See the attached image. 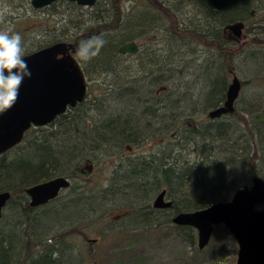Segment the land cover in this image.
<instances>
[{"label":"trees","instance_id":"trees-1","mask_svg":"<svg viewBox=\"0 0 264 264\" xmlns=\"http://www.w3.org/2000/svg\"><path fill=\"white\" fill-rule=\"evenodd\" d=\"M112 5L110 0L104 1L101 9L89 20L69 19L70 28L75 32L67 26L70 35L68 40H75L80 46L76 61L80 64L86 81L99 84L98 86L102 89L101 95H91L87 91L86 99L76 108L58 116L48 127L29 130L22 140V145H16L0 155V160H2L9 153L16 152L13 158L0 163V192L10 193V199L7 201L0 222V264H74L67 259H61L60 247L66 243L63 238L64 233L49 240L36 239L30 226L36 220L34 216L41 210H43L41 214L49 213L47 206L53 202H58L62 208H67L68 203L82 204L84 202L82 197L76 195L79 187L72 186L68 190L72 191L77 199L70 201L71 198H69L67 202H61L59 201L61 196H59L40 211L28 207L23 191L28 186L55 177H63L69 181L80 179L85 173L81 168L84 161H94V158L104 155L109 158L116 156L119 159L122 151L129 149L128 152H130L132 151L131 145H138L136 142L143 138L144 130L154 129V133H157L156 125L152 124L153 121H156L158 125L166 123L165 134L171 135V140L165 145H163V138L159 137L160 143L157 147H161L160 150L163 151L159 150L158 153L147 158H137L131 161L129 159L118 160L112 171L130 170L133 175L129 174V171L126 172L129 177L124 178L126 181L123 187L117 184L113 189L107 185L104 191H97L90 197L89 200L92 202L90 205H95V195L98 199L117 190L125 196L126 188L138 189L142 184H145V187L152 185L150 189L154 193L163 189L169 201L172 202V207L169 211H165V214H161L159 219L155 218V221H148L140 227L150 230L151 227L171 225L170 219L175 214L194 212V210L205 209L216 202H226L237 189L247 185L252 178L260 177L264 180L258 165V162L264 163V142L261 140L264 137V111L254 116L252 123L243 118L238 119L242 121L244 128L252 127L251 136L255 137V142H251L252 138H250L245 146L238 143V140L244 137L243 134L234 138L233 133L230 132L232 126L220 122L223 117L228 116L212 121L206 117L209 111L224 101L227 90L225 77L227 73L233 74L231 66L234 56L227 50L234 47L230 46L231 44H236L227 43L219 35L220 24L224 19L219 17V14L210 11L213 38L208 41L203 40L196 43L178 41L162 44L161 47H168L169 53L163 57L162 65L152 60L148 64L150 70L138 79L127 76L131 71L128 67H123V63L128 62L125 60L127 55H120L118 49L129 40L127 39L129 36L120 38L110 27L118 26L123 22L122 12L118 15L121 11L120 7L118 6L119 9H117ZM67 7L74 10L71 6L67 5ZM69 15L71 14L68 13L66 19ZM79 28L84 29V35H80ZM259 31L264 33V27L261 26L255 32ZM97 36L103 38V47L90 59L83 58L80 51L81 46ZM140 36H142L141 33L134 38L139 39ZM257 38H252V42L256 41L257 45L264 43ZM57 42L58 40L51 39L44 41L43 45L47 47ZM172 46L176 49L177 46L182 49L206 46L209 47L207 52L216 51L215 55L220 60V64L213 67L212 73L202 76V79L209 82L210 86L206 89L200 106L191 101V93L187 96L182 95L181 92L168 87V83L172 86L177 81L179 82L180 72H184L182 75L188 74L190 63L198 60L194 55L190 60L171 54L174 51ZM143 53L144 49L138 53V56L143 55L144 57ZM138 56H135L136 59ZM211 81L219 82L220 85L216 90ZM138 82L142 84L136 87ZM134 96H139L137 104H142L140 111L135 114L139 115L142 121H133L135 127L131 126V123L128 125L133 116L122 114V117L112 114L114 103L118 104L122 101L121 104L124 103V107H127L125 103ZM131 104H134L136 109L135 102ZM235 113L234 109V113L229 116L232 117ZM203 115L206 118L204 125L193 124L194 119L201 118ZM86 119L88 125L83 122ZM141 126L144 127L143 131L140 129ZM161 133L162 131H159L160 136H162ZM59 135L60 139H57ZM188 149H191L196 157L192 163L185 158H179V153ZM63 164L67 166L62 168ZM150 180L153 182L149 183ZM8 210L10 211L9 216H4ZM5 217L11 220L8 230H5L3 226L4 222L7 223ZM176 228L183 235L185 243L194 247L196 233L188 227ZM71 232L74 230H71L69 235Z\"/></svg>","mask_w":264,"mask_h":264},{"label":"rangeland","instance_id":"rangeland-1","mask_svg":"<svg viewBox=\"0 0 264 264\" xmlns=\"http://www.w3.org/2000/svg\"><path fill=\"white\" fill-rule=\"evenodd\" d=\"M29 3L30 0H17L13 3L17 6V8L15 7L16 10L8 12L6 11L9 6L8 2L0 1V30L2 32L11 30L12 33H19L23 37L25 54L33 53L39 47L44 46V41L49 39L45 35L39 37V33L42 32L43 27L52 26L49 18H44L42 12H34L30 8ZM66 8L67 12L70 13L71 9ZM79 15V13L76 17L74 13L69 15L68 20H66L68 28H70L69 19L73 21L81 20ZM259 16L261 19L264 17V10L260 12ZM138 23L140 22H134L133 25ZM262 27H264L263 24ZM128 28L131 27L127 26L124 28L122 25L115 34L120 38H124L127 35L126 30ZM70 29L75 32L72 28ZM138 33H134V36L136 37ZM243 35L239 43L236 45L231 44L230 46L234 47H231V50L228 49L229 53L234 56L231 66L233 69L232 76H235L240 84V93L234 104L236 113L232 117L229 116L232 114L224 115L228 117H223L220 122L232 126L230 132L233 133L234 138L243 134L244 137L238 140V143L245 146L246 141L250 138H252L251 142H255V137L251 136L252 127L244 128L242 121L238 119L243 118V120L252 123L253 117L260 115L264 111V43L257 45L256 41L252 42V38L255 39V37L264 41V33L259 31L249 35V33L244 32ZM172 48L174 51L171 54L190 60L194 55L198 60L190 63L188 74L182 75L184 73L182 70L183 73L180 72L178 74V77L180 76L179 82L177 81L172 86L168 83V87L170 86L172 90L181 92L182 95L185 94L187 96L191 93V101L200 106L203 102V95L210 86V83L205 82L202 76L206 73H212L214 71L213 67L220 64V60L215 55L216 51L209 50L207 52L209 47L207 48L206 46L196 47V53L191 52V47L182 49L177 46L178 50L173 46ZM147 49L148 54H145L144 57H142L143 55H137V59L135 56L127 55L125 57L128 62L123 63V67H128L131 71L127 76L139 79L147 70H150V65L148 64L152 60L162 65V62H164L163 57L169 54L167 51L168 47L163 48L161 45L154 44V46H148ZM232 76L228 73L226 74V87L230 85ZM211 83L214 90L220 85L218 81H211ZM87 84V91L91 95H101L102 89L98 86L99 84L91 81L87 82ZM140 84L142 83L138 82L136 87ZM138 98L140 97L134 96L133 99H128L125 103L128 105L127 107H124V103L121 104L122 101L118 104L114 103L112 114L122 117L124 114L133 116L128 125L131 123V126L135 127L136 125L134 126L133 121L141 120L139 115H135L142 108V104H137L139 102ZM131 101L135 102L136 109L133 106L134 104H131ZM194 121L193 124L199 123L201 126L206 123V118L203 115L201 118L194 119ZM83 122L88 125L87 119L86 121L83 120ZM152 124L156 125L157 133H154V129L144 130L143 138L136 142L138 145H131L132 151L130 152H128L129 149L122 151V156L119 159L116 156L115 158H109V156L104 155L100 156V158H94V161H84L81 164V168L85 172L84 175L80 179L76 178L75 180L67 181L69 186L79 187L76 190V195L82 197L84 202L82 204H77L76 202L75 204L68 203L66 204L67 208H62L58 202H53L47 206L49 207V210H47L49 213L45 215L41 214L43 210L40 209V213L34 216L36 218L35 222L32 221L33 224L31 223L30 226V229L34 232H32L33 236L35 235L36 239L49 240L64 233L63 238L66 243L60 247L61 259H67L74 264H235L237 245L234 243L230 233L226 232L221 226H217L212 231L207 247L203 250H198L196 238L194 247H190L185 243L183 235L178 232L174 225H163L162 227H151L150 230H144L140 228L144 226L142 225L143 221L138 220V218L130 221V216H127L130 211L128 207L135 209V206L141 204L139 201L142 191L139 188H126L125 196L117 192V190L110 195H105V197L107 196L106 198L102 196V198L97 199L98 196L95 195V205H90L92 203L89 200L90 197L96 194L97 191H104L105 187L110 185L107 179L118 160L129 159L131 161L155 155L161 149V147H157L158 143H160L159 137L163 138V145L171 140V135L165 134L166 123L158 125L156 121H153ZM143 128L142 126L140 127L142 131ZM159 131H162V136L159 135ZM57 139H60V135ZM261 140L264 142V137ZM141 141L144 142L141 143ZM9 154L0 160V163H5L8 159L13 158L16 152ZM195 154L197 155L198 153ZM180 157L185 158L187 161L189 160L191 163L196 159L191 149L179 153ZM65 161L68 162L67 160ZM258 165L261 175L264 176V163L258 162ZM61 166L64 168L67 165L63 164ZM152 182L153 180H150L149 183ZM12 185L14 186L15 184L13 183ZM248 185L249 182L245 186ZM151 186L146 187L143 191L145 193H142L144 194V199L149 200V204L151 203L150 198L154 193L150 189ZM67 189L60 192L59 201L67 202L69 198H71L70 201L77 199V196ZM9 212L8 210L4 216L8 217ZM5 220L7 223L4 222L3 226L5 230H8L11 226V220H7L6 217ZM71 230H74V232L69 235ZM41 234L44 235L42 236Z\"/></svg>","mask_w":264,"mask_h":264},{"label":"water","instance_id":"water-1","mask_svg":"<svg viewBox=\"0 0 264 264\" xmlns=\"http://www.w3.org/2000/svg\"><path fill=\"white\" fill-rule=\"evenodd\" d=\"M58 0H30V7L40 10ZM81 7L92 6L96 0H61ZM251 0H203L213 11H226L248 4ZM242 24H233L226 30H236ZM78 46L56 43L24 55L32 75L26 78L19 90V98L13 107L0 113V155L22 143L30 128L46 127L69 108L82 103L87 97V82L79 63L68 51L75 54ZM119 54L137 52L132 42L122 45ZM240 84L232 76L231 84L222 104L206 115L207 119H220L234 113V104L240 93ZM69 186L66 179L53 178L28 187V207L37 208L57 198L61 190ZM166 191L152 201L155 209L170 208L165 201ZM9 192H0V222L10 199ZM264 180L252 178L248 186L235 191L226 202H216L205 209L175 215L171 223L176 227H188L196 233L198 250H203L212 231L221 226L229 232L237 245L235 264H264Z\"/></svg>","mask_w":264,"mask_h":264},{"label":"flooded vegetation","instance_id":"flooded-vegetation-1","mask_svg":"<svg viewBox=\"0 0 264 264\" xmlns=\"http://www.w3.org/2000/svg\"><path fill=\"white\" fill-rule=\"evenodd\" d=\"M0 1L8 2L9 6L6 8V11L8 12L10 10L15 11L17 8V6L13 4L17 0H0ZM104 1H109V0H96L92 6L81 7L73 3L58 0L50 4L49 6L43 7L40 10H35L32 7L30 8L34 10V12H38V13L42 12L43 17L49 18L52 24V26L49 25L48 27L47 26L43 27L42 32L39 33L40 34L39 37L40 36L43 37L45 35L49 40L51 39L58 40L57 43H64V44L70 43L78 46L77 50H75L76 52L75 54L68 51V53L72 55L76 60V55L78 53V50L80 49V46L78 45L77 41L68 40L70 35L67 30L66 16L68 15V12L66 10L67 6L65 5L74 8V10H71L69 14L72 15L74 13V16L76 17L78 16L79 13L80 14L79 16L81 17L80 19L89 20L93 14H96L97 11L101 9V6H103ZM110 1L112 2L113 7L117 9H119L120 7L121 11L119 12L118 15H120V13L122 12V17H123V22L120 23V25L110 26L114 30V33H116L122 25L124 26V28L125 26L131 27L126 30L127 35L129 36L130 39L122 44L124 45L133 42L136 45L137 52L129 56H137L142 49H144V54H148L147 47L154 46V44L162 45L165 44L166 42H178V41L183 43H196L198 41H203V40L208 41L209 39L213 38V34H212L213 30L211 28L213 24L210 13V11L213 10L208 5H206V3L203 2V0H110ZM262 10H264V0H251L248 4L240 5L239 7H235V8H230L229 10L226 11H218V12L213 11L214 13L219 14V17H222L224 19L222 22L224 24L222 23L220 24L221 27H220L219 35H221V38L226 40V42L229 44L239 43L241 38H243L244 36L243 35L244 32L249 33V35H253L254 34L253 32L258 31L261 28L262 24L264 25V17H262V19L259 18L260 12H262ZM137 21H139L140 23L133 25V23ZM233 24H240V25L242 24V26L240 28H237L236 30H230V31L226 30L227 26ZM79 30H80V35H84V29L79 28ZM0 32L2 31L0 30ZM134 33H138V34L141 33L142 36H140L139 39H135ZM191 49H192L191 52L196 53L195 48L191 47ZM230 76H232V74ZM228 86L229 85H227V87ZM78 105H80V103ZM76 106H74V108H76ZM74 108H69L67 112H69ZM53 122H51L50 124H52ZM50 124H47L46 127H48V125ZM37 128H45V127H37ZM32 129L34 128H30L29 130ZM29 130H27V132ZM127 171H129V174L133 175V173H130L131 172L130 170L118 171V172H114L111 170L107 182L110 184L111 187H116L117 184L122 187L125 186L124 181L126 180H124V178L129 177V174L128 173L126 174ZM66 180L69 182V179ZM70 187L71 186H68L67 190H69ZM145 188H146L145 184H142L139 187V190L142 191V193H145L143 192ZM162 190L163 189H160V192ZM160 192L153 193V195L151 196L152 198L150 200L151 202L150 204L147 199H144V194L141 193L140 194L141 202L139 201V203L141 204H139V206L138 205L135 206L136 207L135 209L133 207H128L130 211L127 216L128 217L130 216L129 217L130 221L131 220L134 221L135 218H138V220L143 221L142 224H146L148 221L151 220L155 221V218L159 219L161 214L163 215L165 214L164 213L165 211H169L172 205L170 208H161V209H155L152 207V203H153L152 201L155 199V197H157L160 194ZM23 196L26 197L24 195V191H23ZM26 199H27V203H29L28 197H26ZM164 200L168 201L167 193H165ZM50 202L46 203L45 205H40V207L33 209L36 210L43 209ZM175 215H173L172 218ZM128 217L126 218L128 219ZM172 218L170 219V223ZM171 225L174 224L171 223Z\"/></svg>","mask_w":264,"mask_h":264},{"label":"clouds","instance_id":"clouds-1","mask_svg":"<svg viewBox=\"0 0 264 264\" xmlns=\"http://www.w3.org/2000/svg\"><path fill=\"white\" fill-rule=\"evenodd\" d=\"M102 37H93L81 46L83 58L90 59L103 47ZM23 37L11 30L0 32V113L14 106L19 90L31 71L24 59Z\"/></svg>","mask_w":264,"mask_h":264},{"label":"bare ground","instance_id":"bare-ground-1","mask_svg":"<svg viewBox=\"0 0 264 264\" xmlns=\"http://www.w3.org/2000/svg\"><path fill=\"white\" fill-rule=\"evenodd\" d=\"M129 22H130V21H129ZM125 24H126V23H125ZM132 26H133V25H132ZM125 27H127V26H125ZM128 27H129V26H128ZM121 34H122V33H121ZM130 34H131V33H130ZM127 36H128V35H127ZM118 43H119V42H118ZM118 45L120 46V44H118ZM119 46H118V47H119ZM116 57H117V56H116ZM111 61H112V60H111ZM115 61H117V60H115Z\"/></svg>","mask_w":264,"mask_h":264}]
</instances>
